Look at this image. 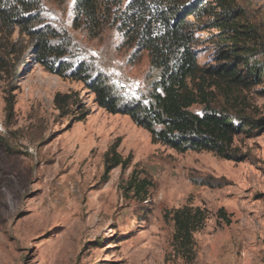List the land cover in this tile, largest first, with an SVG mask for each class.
I'll return each instance as SVG.
<instances>
[{
  "label": "rangeland",
  "instance_id": "1",
  "mask_svg": "<svg viewBox=\"0 0 264 264\" xmlns=\"http://www.w3.org/2000/svg\"><path fill=\"white\" fill-rule=\"evenodd\" d=\"M37 1L32 27L62 48L56 66L84 65L120 104L151 105L162 72L118 30L128 0L112 2L94 35L74 27L76 0ZM236 1L264 43V0ZM218 33L194 34L202 69L219 63ZM33 49L19 29L0 33V264H264V131L235 138L241 162L178 153L101 108L83 82L49 72ZM205 88L230 115L264 119V80L218 88L208 78ZM58 94L72 98L67 115ZM113 148L123 164L106 174ZM136 181L148 183L145 195ZM184 206L209 213L190 261L172 246L173 213Z\"/></svg>",
  "mask_w": 264,
  "mask_h": 264
},
{
  "label": "trees",
  "instance_id": "2",
  "mask_svg": "<svg viewBox=\"0 0 264 264\" xmlns=\"http://www.w3.org/2000/svg\"><path fill=\"white\" fill-rule=\"evenodd\" d=\"M113 1L76 0L74 27L98 34ZM38 6L37 0H0V33L12 35L19 29L29 36L39 62L49 72L83 82L96 95L101 108L130 117L138 128L149 132L153 143L178 153L206 151L241 162L244 156L234 147L235 138L264 131V119L242 113L230 115L213 105L212 95L205 88L208 78L218 88L243 87L264 80V43L236 0H128L118 19V30L125 39L147 51L152 67L162 72L158 82L161 91L153 94L150 106L120 104L104 81L94 80L84 65L75 69L63 63L56 66L55 61L64 56L62 48L52 45V33L32 27L35 20L31 17ZM212 29L219 32V63L202 69L193 48L194 34ZM197 79L201 82L196 83ZM71 100L69 95L58 94L55 98L65 115ZM195 105L203 106L201 115L191 112ZM112 153V157L109 152L105 158L106 174L123 164L115 148ZM145 184L148 183H131L137 196L146 194ZM208 216V211L200 207L184 206L174 211L172 246L179 256L188 261L194 258V235L205 227ZM219 217L230 224L224 209L219 211Z\"/></svg>",
  "mask_w": 264,
  "mask_h": 264
}]
</instances>
